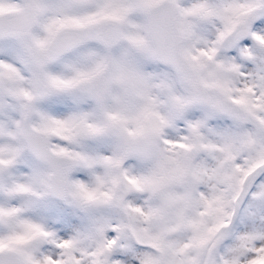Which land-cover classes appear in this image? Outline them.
Here are the masks:
<instances>
[{"label":"snow or ice","instance_id":"snow-or-ice-1","mask_svg":"<svg viewBox=\"0 0 264 264\" xmlns=\"http://www.w3.org/2000/svg\"><path fill=\"white\" fill-rule=\"evenodd\" d=\"M0 264H264V0H0Z\"/></svg>","mask_w":264,"mask_h":264}]
</instances>
